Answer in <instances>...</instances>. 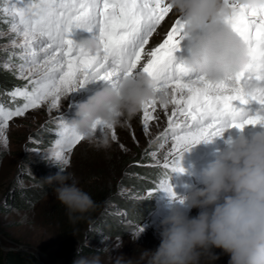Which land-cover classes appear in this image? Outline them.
Listing matches in <instances>:
<instances>
[{"label": "snow or ice", "instance_id": "snow-or-ice-1", "mask_svg": "<svg viewBox=\"0 0 264 264\" xmlns=\"http://www.w3.org/2000/svg\"><path fill=\"white\" fill-rule=\"evenodd\" d=\"M228 8L238 9L222 21L249 49L245 71L220 82H211L193 74L176 57L185 39V20L181 16L164 27L173 12L169 0H13L4 8L12 18L10 44L17 56L19 76L26 83L7 95L12 101L22 100L14 108L0 105V127L6 128L14 117L47 104L48 111L59 109L61 101L88 84L117 86L122 78L144 73L154 81L157 93L166 91L169 104L156 100L141 110V124L146 134L152 121H159L158 110L166 117L161 133L165 150L162 159L153 152L157 166L165 170L164 180L150 190L167 193L170 200L183 203L170 183L173 173H183V154L202 141L221 136L227 129L240 131L246 126L264 127V91H245V81L264 85V9H251L238 0H224ZM164 38L150 45L159 29ZM85 36L97 38L98 51L85 50L78 41ZM255 102V111L246 106ZM169 105L171 110L169 111ZM58 127L54 147L63 165L85 138L67 126V118L56 116ZM158 126V124H157ZM94 130H102L97 122ZM112 139L117 140L115 128ZM123 147V145H121ZM144 231L139 228L136 235Z\"/></svg>", "mask_w": 264, "mask_h": 264}, {"label": "rangeland", "instance_id": "rangeland-1", "mask_svg": "<svg viewBox=\"0 0 264 264\" xmlns=\"http://www.w3.org/2000/svg\"><path fill=\"white\" fill-rule=\"evenodd\" d=\"M4 7L0 4V77L12 80L15 84L13 90L22 87L26 81L18 78L21 61L12 55L18 49H13L10 44L14 36L10 32L12 18L4 13ZM177 16L173 11L162 23L167 27ZM163 38L162 28L150 38V45H156ZM185 45L187 42L183 40L180 47ZM101 86L99 83L88 84L70 94L67 100H62L59 109H53L51 113L45 104L14 117L6 128L0 127V245L4 251L32 252L45 264H72L80 248V255L99 253L101 264H112V258L117 255L137 261L143 249L155 251L159 246L160 221L169 213L170 205L177 202L170 200L163 191L154 192L149 197L147 193L158 184L148 186L147 177L141 175V171L163 169L157 166L152 155L156 152L162 159L165 154L160 148L163 143L161 133L167 123L163 111L155 113L159 121L151 122L149 134L142 127L140 111L131 120H122L121 125L115 127L117 140L111 139L110 147L84 140L74 148L70 162L63 167L94 201L89 212L76 214L78 219L69 218L68 210L56 199L53 188L42 181V178L59 171L57 166L45 160V153L54 148L57 139L56 116L63 113L71 119L76 105ZM21 103L22 100L18 99V104ZM229 129L210 141L195 144L183 154L181 166L185 171L173 173L170 180L178 195L183 196L188 186L198 182L202 169L219 150H223L228 140L245 133V128L243 131ZM149 167L154 168L147 169ZM15 189L22 192V208L14 197ZM130 201L145 207L146 217L142 221L129 220L125 205ZM199 211L192 209L189 214L196 216ZM99 221L103 227H111H95ZM141 227L144 231L139 238L132 240ZM121 241L123 247L117 248ZM105 248L109 251H102ZM213 251L219 259L205 254L200 264H228L227 254L221 249Z\"/></svg>", "mask_w": 264, "mask_h": 264}, {"label": "clouds", "instance_id": "clouds-1", "mask_svg": "<svg viewBox=\"0 0 264 264\" xmlns=\"http://www.w3.org/2000/svg\"><path fill=\"white\" fill-rule=\"evenodd\" d=\"M173 11L185 20L187 54L184 64L193 74L211 82H220L246 70L248 46L223 23L238 9L228 8L224 0H169ZM251 9H264V0H238ZM184 39V40H185ZM79 46L98 51L100 44L92 36L82 37ZM246 92L264 91L258 81H245ZM152 100L169 104L166 91L157 93L154 81L144 73L122 78L115 87L102 85L86 100L76 105L74 116L67 119L69 128L85 140L110 147L111 128L131 120ZM100 122L102 130H94ZM250 135L241 134L226 142L215 158L199 174L198 182L187 188L183 203L170 205L160 221L161 242L155 251L143 249L139 260L117 255L112 264H200L205 254L219 259L213 249L229 256L228 264H264V127ZM60 148L45 153L59 171L42 178L53 188L56 199L69 212V218L86 214L94 207L90 195L74 182L72 174L57 157ZM192 209H199L190 216ZM137 235L134 239L139 238ZM123 247V241L116 246ZM72 264H101L99 253L80 255ZM102 251H109L105 248Z\"/></svg>", "mask_w": 264, "mask_h": 264}, {"label": "trees", "instance_id": "trees-1", "mask_svg": "<svg viewBox=\"0 0 264 264\" xmlns=\"http://www.w3.org/2000/svg\"><path fill=\"white\" fill-rule=\"evenodd\" d=\"M13 2V0H0V4L6 6L8 3ZM15 86L14 82L10 79L1 78L0 77V105H3L5 108H14L18 105L17 101H12L11 98L7 95V93ZM154 167H149L147 169H152ZM141 175L146 176L145 179L150 186H154L155 184H158L160 180H164L167 177L165 176V170L162 168H154V170H143L141 171ZM163 176V177H162ZM154 184V185H153ZM149 188V187H148ZM22 196V192L20 190L15 189L14 197L15 199H18V206L22 208L23 202L20 198ZM125 207L129 210V220L134 222H140L146 217V212L143 211V206H140L138 204L133 203L130 201L125 205ZM95 227L99 229H107L108 227H103L101 222H97L95 224ZM109 230V229H108ZM111 231V230H110ZM0 264H45L44 262H41L35 255H33L32 252L28 251H22V250H9L4 251L2 246L0 245Z\"/></svg>", "mask_w": 264, "mask_h": 264}, {"label": "bare ground", "instance_id": "bare-ground-1", "mask_svg": "<svg viewBox=\"0 0 264 264\" xmlns=\"http://www.w3.org/2000/svg\"><path fill=\"white\" fill-rule=\"evenodd\" d=\"M166 26V24L164 25V27ZM162 29V28H161ZM161 29H159V30H161ZM171 107L172 106H170L169 105V109H171ZM248 109H251L252 111H255L256 110V108L257 107H259L258 105H256L255 104V102H252V103H250L249 105H247L246 106ZM159 111V110H158ZM157 111V112H158ZM233 129H235V128H233ZM230 130V129H229ZM252 130H254V131H252ZM259 130H262L261 129V126L260 125H257V126H254V128H248L247 126L245 127V133L244 134H246V135H250V134H252L253 132H255V131H259ZM248 133V134H247ZM230 137H232V136H230ZM232 138H234V137H232Z\"/></svg>", "mask_w": 264, "mask_h": 264}, {"label": "water", "instance_id": "water-1", "mask_svg": "<svg viewBox=\"0 0 264 264\" xmlns=\"http://www.w3.org/2000/svg\"><path fill=\"white\" fill-rule=\"evenodd\" d=\"M39 259V258H38ZM40 260V259H39ZM41 262H43L42 260H40Z\"/></svg>", "mask_w": 264, "mask_h": 264}]
</instances>
